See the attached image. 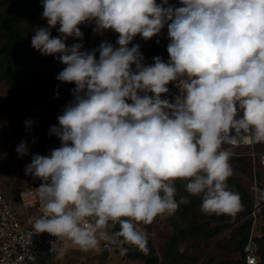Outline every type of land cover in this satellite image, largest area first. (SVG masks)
Here are the masks:
<instances>
[{"label": "clouds", "instance_id": "9594fccd", "mask_svg": "<svg viewBox=\"0 0 264 264\" xmlns=\"http://www.w3.org/2000/svg\"><path fill=\"white\" fill-rule=\"evenodd\" d=\"M180 4L42 0L47 26L34 28L31 46L65 65L56 79L75 85L73 100L49 132L61 146L25 167L26 175L42 181L35 189L42 214L32 228L55 237L52 246L69 240L87 252L118 237L121 245L148 254V235L137 225L189 203L177 201V181L201 198L205 212L243 209L227 183L233 153L224 146L238 138L264 142V0ZM92 23L95 34L117 33L115 46L103 42L84 51L83 43L66 45L69 37L83 41L79 26ZM165 27L170 59L157 56L145 65L132 41L150 40ZM170 83L180 90L174 102L162 99ZM32 125L25 121L27 130ZM16 151L28 155L27 142ZM255 190L264 198V190ZM117 224L119 231L109 234Z\"/></svg>", "mask_w": 264, "mask_h": 264}, {"label": "trees", "instance_id": "16d2710c", "mask_svg": "<svg viewBox=\"0 0 264 264\" xmlns=\"http://www.w3.org/2000/svg\"><path fill=\"white\" fill-rule=\"evenodd\" d=\"M43 11L42 0H0V78L8 77L16 89L25 88L22 107L16 111L17 114L12 118L11 129L20 137L19 140L27 142L30 163L33 156L37 154L50 155L52 149L61 146V141L55 136H50L49 132L52 126H58L57 118L62 114L65 105L73 100L72 89L75 87L74 84L62 83L56 79L59 72L66 67L65 65L61 64L54 56L41 55L31 46L34 28L47 26V21L42 19ZM88 25L89 28L95 27L94 23ZM58 27L57 25L56 28L52 29L53 37L59 36ZM107 32H109L107 42L115 46L118 34L110 30ZM79 43H82V41L72 37H69L66 41L67 46ZM132 44L140 46L145 65H152L154 63L153 58L157 56L161 57L164 62L170 59L167 47L160 42L157 36L147 41L140 36H136ZM98 47V44L93 43L92 47L88 48L86 46L83 49L84 51H92ZM97 55V59H99L98 52ZM133 70H135V65H133ZM168 88V94L162 96V99L167 98L170 102H173L176 94L172 88V83L168 85ZM26 120L33 121L30 130L26 129ZM33 138H35V143L32 142ZM236 160V163H242L241 159ZM227 183L232 191L239 193L243 204V209L234 215V219L237 221H241L242 218L246 217L247 219L242 220L228 243L222 245V247L229 252H240L243 258L239 262L236 261V264H246L244 250L252 234L254 200L242 184L239 185L240 182L237 178L230 177ZM38 185L40 186V184ZM175 187L177 189V201L181 197H186L189 203L180 204L173 215L164 214L161 216L164 223L167 222L173 225L170 229L172 237H170L169 246L166 252L163 253L162 258L165 263L171 261V264H184L183 254L175 253L176 250L179 252L180 249L178 239L174 238L176 237L174 236L175 232H190L193 235V233L198 234L200 228H203L206 232L205 235H208L210 228L206 229V224L200 223L201 225H199V222L201 220L206 221L211 217L214 218V216H217V221L221 222L224 217H221L219 213L203 211L201 198L188 194L184 181H177ZM260 190H264V188ZM258 202L264 209V198H261L260 195ZM194 223L196 224L195 227L193 226ZM113 230V233L119 231V225L117 224ZM149 244L150 242L148 243V254H144L139 249L136 255L130 253L128 249L127 253L131 257H141L144 264H165L163 262L159 263L158 257L150 248L151 244ZM259 244L263 248L264 244L262 242ZM170 253L174 254L173 260H170L171 257L169 258Z\"/></svg>", "mask_w": 264, "mask_h": 264}, {"label": "rangeland", "instance_id": "374dc122", "mask_svg": "<svg viewBox=\"0 0 264 264\" xmlns=\"http://www.w3.org/2000/svg\"><path fill=\"white\" fill-rule=\"evenodd\" d=\"M81 31L84 33L83 46L92 47L93 43L100 46L101 43L107 42L109 32L105 31L100 34H95L89 25H80ZM90 44H89V43ZM84 50V49H83ZM98 55H96V58ZM25 88L16 89L7 78H0V189L15 198L16 194L25 187L41 184L42 181L32 175L25 174L26 165L30 164L28 155L21 157L16 149L21 143L20 137L11 129V120L17 114V110L22 107V97ZM23 141V140H22ZM236 158H231V165L234 170L232 177L239 180V185L243 186L248 193L252 191L250 183V171L245 163H236ZM262 213V214H261ZM258 214L257 224L254 226L255 233L261 234L259 237H253V246L258 256L259 262L264 263V245L263 248L259 244H264V210ZM221 222L217 221V216L208 218L206 221L201 220L200 223L206 224V229L210 228L208 235H205L203 228H200L198 234L193 235L188 233H180L176 231L174 238L178 239L180 249L176 250V254H183L184 264H236V261L242 260V254L229 255L236 252H229L223 249L222 245L228 243L233 236V232L240 226L241 221H237L234 215L224 214ZM163 222L161 216H158L152 224H138L137 228L140 231L146 232L148 235V243L151 244V249L158 257L159 263L163 262V253L166 252L169 246L172 233L170 229L173 225ZM117 225H110L108 228L109 234L113 233V229ZM194 227L196 224L194 223ZM205 229V231H206ZM116 242L102 241L97 249L83 251L73 243L65 250V261L70 264H144L141 257H131L126 253L121 255V247L127 248L133 255L138 254V248L131 245H121L120 239L115 238ZM149 244V245H150ZM221 246V247H220ZM246 247V246H245ZM170 248V247H169ZM174 250V246H173ZM172 250V251H173ZM241 254V255H240ZM171 257V258H170ZM174 254L170 253L169 258L173 260ZM165 263V261L163 262ZM165 264H171V261Z\"/></svg>", "mask_w": 264, "mask_h": 264}, {"label": "built area", "instance_id": "2783aa9c", "mask_svg": "<svg viewBox=\"0 0 264 264\" xmlns=\"http://www.w3.org/2000/svg\"><path fill=\"white\" fill-rule=\"evenodd\" d=\"M160 3V0H157ZM169 3L180 7V0H169ZM167 47V27L157 36ZM177 95L180 90L172 83ZM174 102V101H173ZM131 103V101H129ZM236 145H225L233 155L232 158L241 159L250 171L252 191L249 193L254 200L252 217L254 226L257 224L258 214L264 209L259 204V192L255 189L264 188V142L256 143L251 138H238ZM37 185L20 190L15 198L9 197L0 189V264H70L65 261V250L72 244L69 240H62L57 245L56 238L48 233H36L32 228L34 219L42 214V204L35 195ZM253 233L245 247L246 264H260L253 246ZM63 249L60 254L57 249Z\"/></svg>", "mask_w": 264, "mask_h": 264}, {"label": "crops", "instance_id": "0c3cea01", "mask_svg": "<svg viewBox=\"0 0 264 264\" xmlns=\"http://www.w3.org/2000/svg\"><path fill=\"white\" fill-rule=\"evenodd\" d=\"M253 236H255V237L257 236V237H259V236H261V234L254 233V235H253ZM180 250H181V249H180ZM229 255H237V256H238V255H239V253H237V252H236V253H234V254H229ZM240 255H241V254H240ZM242 256H243V255H242ZM242 258H243V257H242ZM263 264H264V263H263Z\"/></svg>", "mask_w": 264, "mask_h": 264}]
</instances>
